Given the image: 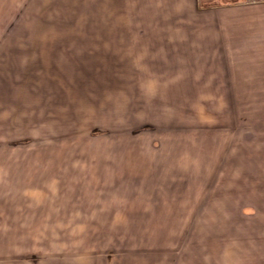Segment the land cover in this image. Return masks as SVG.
<instances>
[{"label":"rangeland","instance_id":"1","mask_svg":"<svg viewBox=\"0 0 264 264\" xmlns=\"http://www.w3.org/2000/svg\"><path fill=\"white\" fill-rule=\"evenodd\" d=\"M255 5L0 0V264H200L202 185L219 171L206 208H260L264 168L257 188L245 175L264 97L242 82L264 75ZM27 41L32 63L5 50ZM251 223L238 245L264 254V212Z\"/></svg>","mask_w":264,"mask_h":264},{"label":"crops","instance_id":"2","mask_svg":"<svg viewBox=\"0 0 264 264\" xmlns=\"http://www.w3.org/2000/svg\"><path fill=\"white\" fill-rule=\"evenodd\" d=\"M254 6H250V10ZM263 6H256L253 9H260V11L263 10ZM5 15V12H4ZM3 15H0V18ZM264 17V16H263ZM264 21V18H263ZM1 28V27H0ZM3 28V27H2ZM3 31L6 30H0V34H3ZM25 31V30H23ZM22 34H28L26 32H20ZM19 33V34H20ZM235 43V42H234ZM8 47V45H6ZM237 48H232L233 51L235 50H246L243 47L236 46ZM262 48L258 47V50H261ZM5 50L9 51H15L18 54H13L15 58L18 60L24 59L23 62L25 64L32 63V61L37 58L40 59V56H42V45L40 44H34L32 41L27 42H16L14 45H12L9 48H5ZM19 52L21 54H19ZM264 63V62H263ZM24 64V65H25ZM264 66V65H261ZM252 75V74H251ZM244 84H246V87L248 88V91L250 93H255L254 98H260L264 97L261 95L262 92H264V75L263 78L256 79V76H249L248 78L242 80ZM263 90V91H262ZM261 92V93H260ZM28 93L26 92L27 98ZM28 100L25 99V102L20 101L18 104L19 108L17 107V110L24 109V116L19 117V120L22 118V122L24 123L26 130V125L32 123V116L31 112L28 113V110L33 109V100H32V93H29ZM20 99V98H19ZM15 105V106H16ZM20 109V110H21ZM17 121V120H16ZM21 123V124H23ZM263 124V125H261ZM258 125V127L261 129V127H264V122ZM28 126V125H27ZM264 130V129H261ZM260 160V159H259ZM1 162V161H0ZM259 164H256V169H258V174H254L255 178H251L253 175V172L251 171L249 175H245V178L249 179V185L251 188H257L259 184H261V177H263L262 170L264 168V155L263 158L259 161ZM5 169V168H4ZM0 170L1 166H0ZM14 172V171H13ZM220 172V171H219ZM217 172L216 176L212 177L213 179L211 181V185H208L205 187L202 185V189H204V197L202 196V215H201V224L204 223L205 228L202 231V251H201V257H200V264H264V254L260 253L258 255L256 248L252 249V251H248L245 247L242 248L238 245L239 239H245L247 236L244 234V236L240 237L239 229L242 226H246L247 224L251 225V221L256 216V212L261 211L264 212V203L261 204L260 208L257 209V206L253 205H244L240 208H234L230 207L231 203L229 202L227 204L222 205L220 202H217L214 204V208L205 207L204 205L208 203V200L210 198V195H212L215 191V181L218 182L219 185V175L220 173ZM14 173H11L10 175H13V179H17L21 175H16ZM205 180V178H204ZM219 194V192H217ZM235 194H238L237 192L231 193L229 195V198H233ZM207 201V202H206ZM234 208V209H233ZM256 211V212H255ZM209 212V215H208ZM206 216L208 219L206 220ZM248 225V226H249ZM239 228V229H238ZM207 229V230H206ZM208 241V243L206 242ZM210 244V248L208 245Z\"/></svg>","mask_w":264,"mask_h":264}]
</instances>
